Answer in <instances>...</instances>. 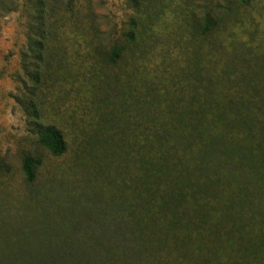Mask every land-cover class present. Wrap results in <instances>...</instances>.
Here are the masks:
<instances>
[{
    "label": "rangeland",
    "instance_id": "rangeland-1",
    "mask_svg": "<svg viewBox=\"0 0 264 264\" xmlns=\"http://www.w3.org/2000/svg\"><path fill=\"white\" fill-rule=\"evenodd\" d=\"M68 2L51 1L63 28L40 63L30 10L0 14V264H236L240 234L209 235L183 206L171 223L158 172L192 158L174 152L191 103L264 97V0ZM47 126L64 155L40 143Z\"/></svg>",
    "mask_w": 264,
    "mask_h": 264
},
{
    "label": "trees",
    "instance_id": "trees-1",
    "mask_svg": "<svg viewBox=\"0 0 264 264\" xmlns=\"http://www.w3.org/2000/svg\"><path fill=\"white\" fill-rule=\"evenodd\" d=\"M51 1L54 0H0V14H11L24 8L30 10L31 33L38 38L33 45L34 59L39 63L49 48V38L58 35L63 28L53 19L57 7ZM72 1L77 0H70L62 10L73 13ZM238 1L248 6L253 0ZM205 23L204 33L216 26L211 18ZM36 80L41 82V76L38 75ZM190 106L184 123L188 133L183 138L178 133L174 139L181 143L185 138L184 145L174 152L192 158L185 159L187 162L179 171L177 165H174V171L170 165L159 170L158 174L164 172L175 180L173 185L166 184L163 188L165 196L161 198V206L173 211L171 223L178 222V206H183V213H190L186 215L192 216L197 225L207 226L205 232L209 235L215 230L222 237L220 233L224 229L232 235L240 234L245 244L243 242L239 248L235 238L219 241L225 247L237 248L236 264H264V97L201 98L199 107L193 103ZM165 137L170 139L174 135L166 132ZM40 143L55 157L67 152L64 136L54 126L41 131ZM35 173V162L29 158L25 163L28 182L34 181ZM181 190L184 193L181 194ZM170 204L173 208L168 207ZM193 229L189 223V237L197 239ZM148 230L143 227L138 231L144 241L151 239Z\"/></svg>",
    "mask_w": 264,
    "mask_h": 264
}]
</instances>
